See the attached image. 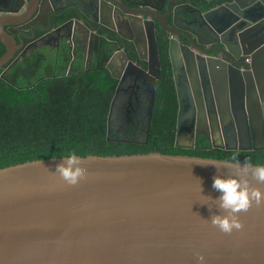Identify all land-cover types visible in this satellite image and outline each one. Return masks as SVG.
Listing matches in <instances>:
<instances>
[{"label": "water", "instance_id": "1", "mask_svg": "<svg viewBox=\"0 0 264 264\" xmlns=\"http://www.w3.org/2000/svg\"><path fill=\"white\" fill-rule=\"evenodd\" d=\"M219 13L213 12L225 17ZM155 44L153 40L147 73L151 81L149 126L156 98L154 75L161 74ZM10 45L8 53L0 58V67L10 60ZM256 52L252 64L256 83L251 75H245V86L242 75L231 71L232 87L264 89V48ZM185 56L187 71L179 51H171L178 99L175 146L195 149L201 131H206L209 146L200 149L211 150L215 147L208 127L199 122L207 120L205 112L195 108L202 95H193L190 87L195 82L200 88L199 77L192 75L197 72L196 62ZM115 65L116 61H110L105 67L118 79ZM155 65L159 69L155 70ZM200 67L214 75L221 120L229 118L225 63ZM118 93L117 88L108 115V136ZM259 121L248 147L217 148L264 149L261 116ZM93 156L95 159L83 161L86 178L74 186L67 185L55 172L61 157L0 169V264H197L201 255L204 264H264V204L253 203L239 213L244 224L240 231L222 233L210 223L217 209L210 200V209L203 203L207 200L204 195L218 196L212 188L214 175L232 173L195 161L219 164L222 160L161 152ZM257 186L264 188V184Z\"/></svg>", "mask_w": 264, "mask_h": 264}, {"label": "flooded vegetation", "instance_id": "2", "mask_svg": "<svg viewBox=\"0 0 264 264\" xmlns=\"http://www.w3.org/2000/svg\"><path fill=\"white\" fill-rule=\"evenodd\" d=\"M153 40L161 71L154 75L156 97L157 83L171 72L178 104L171 58L172 49L178 50L186 71L185 55L196 62L192 75L199 77L200 88L193 77L190 87L193 95H202L195 108L205 112L207 120L199 122L207 125L211 143L215 148L248 147L260 116L264 122V89L232 87L230 78L232 71L242 75L245 86V75L258 80L252 64L256 51L264 48V0H0V58L8 53V44L12 49L10 60L0 67L3 74L29 57L51 77L103 70L116 61L118 79L107 69L119 89L113 111L127 127L120 134L112 120V132L119 138L133 136L137 143H147L150 133L147 73ZM111 46L114 50L105 55L103 50ZM215 62L227 67L229 118L224 120L214 75L200 67Z\"/></svg>", "mask_w": 264, "mask_h": 264}, {"label": "trees", "instance_id": "3", "mask_svg": "<svg viewBox=\"0 0 264 264\" xmlns=\"http://www.w3.org/2000/svg\"><path fill=\"white\" fill-rule=\"evenodd\" d=\"M113 50L111 46L103 52L109 55ZM116 86L106 68L51 77L42 67L38 69L33 57L5 74L0 69V169L70 151L85 156L161 152L220 160L238 153L242 161L247 157L264 162V149H200L209 146L203 135L195 149L176 148L178 104L171 72H164L157 83L148 142L137 143L133 136L119 138L113 132L108 136Z\"/></svg>", "mask_w": 264, "mask_h": 264}, {"label": "clouds", "instance_id": "4", "mask_svg": "<svg viewBox=\"0 0 264 264\" xmlns=\"http://www.w3.org/2000/svg\"><path fill=\"white\" fill-rule=\"evenodd\" d=\"M85 159H95V157L91 153L85 156L70 151L61 156V162L56 165L55 172L67 185H77L86 178L87 170L83 167ZM195 162L231 170L232 174L213 176L212 188L216 190L218 196L204 195L201 187L202 194L207 198L203 203L210 209L208 202L210 200L211 205L217 209L209 219L211 225L220 232L231 234L242 230L244 224L239 213L247 211L253 203L264 204V188L257 186L264 184V162L253 161L247 157L242 161L238 153L224 158L219 164L212 160ZM253 180L257 182L256 185L252 183ZM197 264H204L202 255L197 257Z\"/></svg>", "mask_w": 264, "mask_h": 264}, {"label": "rangeland", "instance_id": "5", "mask_svg": "<svg viewBox=\"0 0 264 264\" xmlns=\"http://www.w3.org/2000/svg\"><path fill=\"white\" fill-rule=\"evenodd\" d=\"M117 116L118 113L116 111H113L112 120L113 123H116L115 130H117L120 134H124L127 125L125 124V121H117L118 120Z\"/></svg>", "mask_w": 264, "mask_h": 264}]
</instances>
